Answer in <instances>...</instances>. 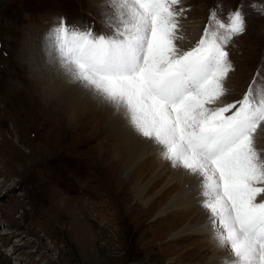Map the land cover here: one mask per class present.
Wrapping results in <instances>:
<instances>
[{"label": "rangeland", "instance_id": "1", "mask_svg": "<svg viewBox=\"0 0 264 264\" xmlns=\"http://www.w3.org/2000/svg\"><path fill=\"white\" fill-rule=\"evenodd\" d=\"M261 5L264 0H180L172 6L182 10L176 35L185 51L204 36L213 9L226 21L230 11L243 6L246 31L225 46L232 68L223 81L226 93L218 96L217 106L207 107L243 99L250 85L259 94ZM106 11L112 9L103 0H0V264H205L211 255L209 246L192 240L199 236L174 237L188 218L155 223L151 210L146 213L133 196L119 194L122 168L112 159L105 118L94 122L90 115L80 126L71 125L60 100L49 104L38 94L29 65L32 43L42 41L61 16L69 25L108 33L101 24ZM258 132L254 145L264 160V122ZM263 200L264 192L258 193L256 202ZM208 227L198 229H215ZM230 258L225 248L219 259Z\"/></svg>", "mask_w": 264, "mask_h": 264}, {"label": "snow or ice", "instance_id": "2", "mask_svg": "<svg viewBox=\"0 0 264 264\" xmlns=\"http://www.w3.org/2000/svg\"><path fill=\"white\" fill-rule=\"evenodd\" d=\"M104 2L112 9L101 20L108 33L95 35L62 16L50 26L46 38L61 67L98 104L123 110L129 126L151 138L173 167L202 177V207L214 238L231 250L222 264H264V202H256L264 192L257 186L264 184V164L254 146L264 122V84L259 97L250 85L235 103L206 106L226 93L232 68L225 46L246 31L243 6L226 21L213 9L204 36L185 51L175 43L182 10L172 6L180 0Z\"/></svg>", "mask_w": 264, "mask_h": 264}, {"label": "bare ground", "instance_id": "3", "mask_svg": "<svg viewBox=\"0 0 264 264\" xmlns=\"http://www.w3.org/2000/svg\"><path fill=\"white\" fill-rule=\"evenodd\" d=\"M113 25L119 26L117 23H113ZM188 35L193 38L194 34L189 32ZM46 37L47 35H44L42 41L39 39L30 46L29 65L32 70L31 77L38 88V94L49 104L60 100L59 103L67 111L71 125L80 126L83 119L90 115L95 117H92L94 122L96 119L105 118L107 120L105 130L109 132L113 140L112 159L120 164L121 175L124 177V181H122L120 180L121 175H119L117 185L122 187L119 194L133 196L140 210L144 208L146 213L149 212L146 210H151L152 215L155 216V223L171 222L177 215H180V218H188V222L185 220L186 223L183 227L175 229L174 237L177 240L181 237L182 240H186L187 237L199 236L192 240L207 245L211 249V255L205 264L221 263L222 260L219 257L225 255V248L222 249L214 238L216 229H209V232L205 230V232H200L198 229L208 223V228L214 227L209 213L202 207L204 199L201 195L203 191L201 188L202 177L194 175L186 169L173 167L163 156L162 160L158 159L162 149L151 138L138 135L129 126L122 110L114 112L116 109L111 105L98 104L87 90L71 79L61 67L59 55L50 46ZM181 41L178 39L175 43L183 48L185 45ZM27 54V52L23 53L24 57L28 59ZM214 103L212 107L218 105V97ZM123 121L125 125H123ZM258 135H261L260 132L254 134V140ZM254 146L259 150L258 146ZM116 194L118 193L116 192ZM195 212L197 214L193 216ZM195 261L197 262V260ZM199 264H201L200 261Z\"/></svg>", "mask_w": 264, "mask_h": 264}]
</instances>
